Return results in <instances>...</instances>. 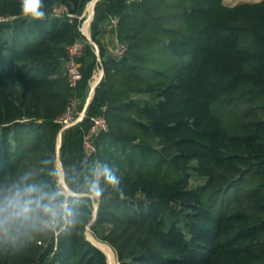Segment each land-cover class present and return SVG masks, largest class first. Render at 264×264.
I'll return each instance as SVG.
<instances>
[{
    "label": "trees",
    "instance_id": "trees-1",
    "mask_svg": "<svg viewBox=\"0 0 264 264\" xmlns=\"http://www.w3.org/2000/svg\"><path fill=\"white\" fill-rule=\"evenodd\" d=\"M87 1L43 0L46 17L32 20L20 0H0V186L25 172L51 181L58 158L82 182L99 160L118 169L124 197L109 192L70 233L0 249V264H109L107 244L119 264H264V0H98L99 54L81 30ZM60 3L73 20L54 14ZM114 15L121 57L104 42ZM77 41L83 78L72 85ZM99 65L85 116L63 129ZM99 114L109 127L88 155Z\"/></svg>",
    "mask_w": 264,
    "mask_h": 264
},
{
    "label": "clouds",
    "instance_id": "clouds-1",
    "mask_svg": "<svg viewBox=\"0 0 264 264\" xmlns=\"http://www.w3.org/2000/svg\"><path fill=\"white\" fill-rule=\"evenodd\" d=\"M21 14L43 20V0H20ZM82 182L74 181L61 164L50 170L51 181L25 172L19 180L0 186V249L18 248L39 235L70 233L88 218L109 192L124 197L118 169L107 162H91ZM110 190V191H109Z\"/></svg>",
    "mask_w": 264,
    "mask_h": 264
},
{
    "label": "built area",
    "instance_id": "built-area-1",
    "mask_svg": "<svg viewBox=\"0 0 264 264\" xmlns=\"http://www.w3.org/2000/svg\"><path fill=\"white\" fill-rule=\"evenodd\" d=\"M95 1V0H94ZM54 14L57 16L67 15L70 20H73L75 14L71 13L65 3H60L54 8ZM9 16L0 15V20L9 19ZM120 17L117 15L111 16L109 22L106 25V30L112 36L114 41L113 55L121 57L125 54L127 50V45L124 42H121L118 37V25ZM91 40V37H89ZM94 43V42H93ZM84 51L83 42H74L69 46V58L65 64L66 73L69 76L72 85H76L82 78V71L80 68V62L78 61V56H80ZM80 98L74 96L71 100L70 105L67 108V111L59 117V121L62 123V128L66 129L71 125L80 121L86 114L83 110L79 108ZM92 125L89 129L88 134L85 136L84 148L88 155H92L96 150V144L94 141V136L101 131H105L109 127V122L107 117L104 114L95 115L91 118Z\"/></svg>",
    "mask_w": 264,
    "mask_h": 264
},
{
    "label": "rangeland",
    "instance_id": "rangeland-1",
    "mask_svg": "<svg viewBox=\"0 0 264 264\" xmlns=\"http://www.w3.org/2000/svg\"><path fill=\"white\" fill-rule=\"evenodd\" d=\"M97 1L98 0H95V1L94 0H88L86 2L83 14L81 15V19L83 21L82 24H81V30L85 33L86 36L91 37V41L90 42L93 44V46L95 44L93 43V40H92V36H91L92 30L91 29H92L93 19H94V16H95V5H96ZM41 38H42V36H35V41H31V43H35L38 40H40ZM101 72H102V67H100V71H99L98 75H96V76L94 75L95 76V77H93L94 79L92 78L93 81L92 80H91L92 82L90 81V92H91V89L93 88V86L95 85V83L99 82V75H100ZM59 142L61 143V140ZM59 154H60V152H59ZM60 161H61L60 158H58V162H57L58 166L61 165ZM91 235H93V234L90 232V234L88 236H89V238L91 240H93V238L96 239L94 235H93V237H91ZM112 251H113V253L115 255V261L113 263H110V262L109 263L110 264H119V261L117 259V255H116L115 251L113 249H112ZM107 261H108V257H107Z\"/></svg>",
    "mask_w": 264,
    "mask_h": 264
},
{
    "label": "crops",
    "instance_id": "crops-1",
    "mask_svg": "<svg viewBox=\"0 0 264 264\" xmlns=\"http://www.w3.org/2000/svg\"><path fill=\"white\" fill-rule=\"evenodd\" d=\"M227 3H230V4H235V3H237V2H239V1H241V0H225ZM247 1H258V0H247ZM87 38L89 39V37L87 36ZM89 41H91L90 39H89ZM104 42H105V44H106V48H107V50L109 51V53L110 54H112V51H113V47H114V41L112 40V36H111V34L110 33H107V34H105V36H104ZM94 50L96 51V53L97 54H99V46H98V44H96L95 42H94ZM100 67H102L101 65H99L98 66V68L95 70V76L96 75H98V73H99V71H100ZM103 71V70H102ZM93 75V77H95ZM103 77V72H101L100 73V75H99V82H100V80H101V78ZM94 79V78H93ZM93 81V80H92ZM91 81V82H92ZM96 82V81H95ZM93 89V88H92ZM92 89H91V92H90V89H89V93H88V95H87V97L85 98V100L82 102V108H81V110H83L84 112H86L87 111V108H88V106H89V104H90V98H91V93H92Z\"/></svg>",
    "mask_w": 264,
    "mask_h": 264
},
{
    "label": "water",
    "instance_id": "water-1",
    "mask_svg": "<svg viewBox=\"0 0 264 264\" xmlns=\"http://www.w3.org/2000/svg\"><path fill=\"white\" fill-rule=\"evenodd\" d=\"M94 42V41H93ZM110 55H113V53L112 54H110ZM102 70H103V68H102ZM103 72V74H104V70L102 71ZM99 83V82H98ZM98 83L96 82L95 83V85L93 86V89H92V93H91V98H90V101L92 100V98H93V96H94V94H95V90H96V87H97V85H98ZM61 140V138H59V140H58V144H59V146H60V141ZM61 162V161H60ZM61 164V163H60ZM90 234V230L88 229V235ZM91 237H93V235H91ZM96 238V237H95ZM96 245H98L99 247H101L100 246V244L101 243H105V242H102V241H99L97 238L96 239H94L93 238V240H92ZM105 244H107V243H105ZM111 249H113L109 244H107ZM102 248V247H101ZM103 249V248H102ZM103 251L106 253V255H107V252L103 249ZM107 257H108V255H107ZM108 263H109V260H108ZM110 264V263H109Z\"/></svg>",
    "mask_w": 264,
    "mask_h": 264
},
{
    "label": "bare ground",
    "instance_id": "bare-ground-1",
    "mask_svg": "<svg viewBox=\"0 0 264 264\" xmlns=\"http://www.w3.org/2000/svg\"><path fill=\"white\" fill-rule=\"evenodd\" d=\"M90 21V20H89Z\"/></svg>",
    "mask_w": 264,
    "mask_h": 264
}]
</instances>
